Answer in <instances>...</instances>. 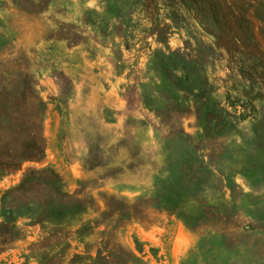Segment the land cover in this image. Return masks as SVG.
Masks as SVG:
<instances>
[{"label":"rangeland","instance_id":"rangeland-1","mask_svg":"<svg viewBox=\"0 0 264 264\" xmlns=\"http://www.w3.org/2000/svg\"><path fill=\"white\" fill-rule=\"evenodd\" d=\"M0 264H264V0H0Z\"/></svg>","mask_w":264,"mask_h":264}]
</instances>
